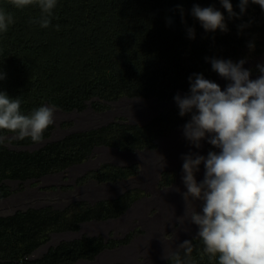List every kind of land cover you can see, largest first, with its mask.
I'll return each mask as SVG.
<instances>
[{
  "label": "trees",
  "instance_id": "obj_1",
  "mask_svg": "<svg viewBox=\"0 0 264 264\" xmlns=\"http://www.w3.org/2000/svg\"><path fill=\"white\" fill-rule=\"evenodd\" d=\"M239 18H228L219 0H57L50 25L40 27L36 5L17 9L0 0V9L14 23L0 33V69L5 73L2 90L22 100L24 114L46 103L63 110L85 107L97 97L171 100L189 91V77L199 73L214 82L210 59L237 62L248 44L264 54V12L249 3L243 15L239 0H230ZM194 5L213 7L225 16L228 31L205 32L191 15ZM37 21V22H33ZM247 25L240 28V25ZM193 28L195 38H188ZM208 58V59H206ZM102 110L104 103H94ZM190 115L179 116L170 108L144 124L128 123L122 117L96 128L72 132L48 141L38 149L13 150L0 145V197L9 193L3 181L38 177L83 161L95 146L105 145L134 151L154 148L155 140L183 128ZM48 131L44 132L46 136ZM0 134H6L0 133ZM31 143L30 138L18 140ZM138 165L104 163L82 177L99 183L136 175ZM161 185L175 179L174 172L161 173ZM142 192L132 189L112 199L94 203L76 201L64 209L33 208L0 216V264H71L91 259L115 244L101 236H82L51 246L40 257L27 259L49 232L77 230L81 222L116 217ZM192 252L180 253L184 264H218L202 254V242L192 237ZM175 251V252H177ZM162 264H174L172 254Z\"/></svg>",
  "mask_w": 264,
  "mask_h": 264
},
{
  "label": "clouds",
  "instance_id": "obj_2",
  "mask_svg": "<svg viewBox=\"0 0 264 264\" xmlns=\"http://www.w3.org/2000/svg\"><path fill=\"white\" fill-rule=\"evenodd\" d=\"M9 3L17 9H23L26 6L36 5L41 12V16L38 21L40 27L47 28L50 25V19L52 17L53 9L56 7L57 0H9ZM219 3L227 12L230 20L234 17L239 18L238 14L233 11L230 0H219ZM249 3L259 5L261 11L264 12V0H239V15H243L245 13ZM191 15L200 22L205 32H215L217 29H219L222 33L228 31L224 14L211 6L200 7L199 5H194L191 9ZM13 23V17L0 9V33H6L9 26ZM246 26L247 25L242 24L239 27L243 28ZM188 38H195L193 28L188 29ZM248 47L249 49H253L254 44L249 43ZM0 51H2V49H0ZM260 56L264 59V54H260ZM209 62L211 64L212 71L228 81L223 90L219 84L209 79H205L202 74L194 73L188 78V94L183 97L177 94L173 97L179 109V116L184 117L185 115H190L188 122L183 125V137L185 140L188 141V143L195 149H200L202 147L201 141H206L210 146H212V148L218 149V151L209 150L206 156L200 155L198 152L191 151L182 155L183 175L181 179L186 191L182 192L181 195L185 202V207L193 203L196 204V202L200 203V210L197 211L194 209L188 220L190 223L198 227L196 237L202 242L203 255H207L210 260L216 259L218 264H264V65H257V67L253 70H258L260 75L256 79H250L251 70L243 68V64L246 62L244 59L238 60L234 63L230 59L225 60L211 58ZM5 78V73L2 69H0V133L6 132V134H13L18 140L30 138L32 141L31 143L42 142L43 138L46 137H43L44 132L48 131V127L54 123L56 106L54 107L52 105V107H49L46 105L51 104L46 103L44 106L32 109L27 114L22 113L21 98L19 96L12 98L6 91L2 90V82ZM92 99H98V103L105 102V108L107 107V101L97 97H93L89 100ZM94 103L95 102H93V104ZM47 133L49 134V132ZM6 134H0V145L4 144L7 148L13 150H25L14 149L7 146L5 144V139L7 138L5 136ZM18 143L24 144L20 142ZM100 146L106 147L105 145ZM111 148L117 149L115 147ZM104 163H101L100 166ZM201 164H203L204 167V175L203 179L200 182H197L195 174L200 171ZM70 166L71 165L68 167ZM163 171H161L157 176L158 184L160 187L170 186L175 179L169 185L160 184V175ZM89 172L83 176L87 175ZM138 174L139 169L136 175L116 181L99 183L90 178L85 179L84 181L93 180L99 184H106L135 178ZM43 175L25 179L6 178L3 181L9 188V185L6 183L7 180H27L39 178ZM82 177L81 181H83ZM128 190L130 189H127L126 191ZM139 190L142 194L138 198L142 197L145 193L144 190ZM175 191L179 192L180 189L176 188ZM10 192L9 188V193L7 195H9ZM101 199H112V197L100 198L97 200ZM137 199H134L130 204ZM97 200H95V202ZM68 205L62 208H53L51 206L33 208L49 207L61 210L66 208ZM125 210L118 216L122 215ZM118 216L105 219L117 218ZM86 221L81 222L79 227ZM82 236L101 235L84 234L73 239H78ZM102 238L104 241H114L109 239L107 240L104 237ZM47 239L38 245L29 255L26 256V258L34 259L40 257L48 250L49 247L56 246L59 242L64 241L61 240L58 243L49 246L40 255L34 256L33 253L36 249L45 243ZM66 240L72 239H65V241ZM114 242V245L108 247H114L119 241ZM178 248L184 249L186 256L193 250L190 240H185L178 246ZM171 254L174 264H184V261L181 259L178 251ZM167 258H165V260ZM79 260L90 259H78L75 262ZM75 262L71 264H74Z\"/></svg>",
  "mask_w": 264,
  "mask_h": 264
},
{
  "label": "rangeland",
  "instance_id": "obj_3",
  "mask_svg": "<svg viewBox=\"0 0 264 264\" xmlns=\"http://www.w3.org/2000/svg\"><path fill=\"white\" fill-rule=\"evenodd\" d=\"M244 69H250V79L260 75L253 70L264 65V59L252 49L247 48L244 57ZM257 59V60H255ZM214 82L223 90L228 83L217 73ZM182 97L184 94L178 92ZM92 99L86 102L82 110H62L55 107L54 123L48 127L49 134L40 143L19 144L13 134H6L5 144L14 149L34 150L49 140H57L72 132L96 128L122 117L127 122L145 123L160 112L177 107L174 99L128 98L122 96L107 101V107L101 111L93 107ZM105 103V102H104ZM52 107V105H46ZM195 149L183 137V128L174 129L155 140L154 148H145L133 152L117 150L111 147H95L82 162L70 167L45 174L39 178L27 180H7L10 194L0 198V215H6L17 209L51 206L62 208L72 202H95L100 198L116 197L127 189H142L144 195L135 200L117 218L90 220L81 224L75 231H53L45 243L33 253L38 256L49 246L61 240L73 239L81 235H101L105 239L119 241L114 247H108L90 260H79L74 264H161L171 253L180 249L185 240L196 236L198 227L188 220L191 212L200 210V203L187 205L181 193L186 191L182 183V155L198 152L207 155L212 148L206 141ZM118 165L138 164L139 174L125 181L99 184L93 180L81 181L87 172L96 169L101 163ZM164 163V167H163ZM168 170L175 172V181L167 187H160L158 174ZM204 167L195 174L197 182L203 179ZM179 188L180 191H175Z\"/></svg>",
  "mask_w": 264,
  "mask_h": 264
}]
</instances>
